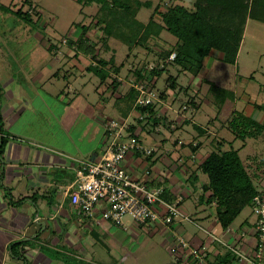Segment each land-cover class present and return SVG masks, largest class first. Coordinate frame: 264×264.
Wrapping results in <instances>:
<instances>
[{
    "label": "crops",
    "instance_id": "1",
    "mask_svg": "<svg viewBox=\"0 0 264 264\" xmlns=\"http://www.w3.org/2000/svg\"><path fill=\"white\" fill-rule=\"evenodd\" d=\"M44 3V0H0V264H114L112 259L106 261L108 257L102 247L109 243L108 236L114 239L116 226L128 228L136 236L143 231L149 238L160 236L161 246L169 252V245L176 235L185 237L195 245L206 243L213 252L209 259L212 261L223 250L218 242H211L207 230L215 233L221 229L222 237L236 244H240L245 233L242 244L250 248L253 236L245 231L249 228L253 231L256 218L237 225L233 223L230 230L224 229L215 216V203L208 205L200 199L207 176L199 165L215 147L229 149L233 146L232 135L227 133V122L234 110H242L264 122V109L255 106L264 102L253 101L250 95L243 100L241 95L245 90L239 94L236 86L219 84L234 91L240 108L234 104L226 118L221 119L220 114H215L206 122H198L189 115L193 108L178 115L173 114V118L170 110L177 109L172 101L169 102L170 96L167 94L176 93L177 90L185 92L187 89V98L193 96L191 90L195 89L197 76L203 72L207 75L210 71L206 66L209 58L215 56L223 60L221 52L213 49L197 76L180 72L177 66L169 64L173 59H164L163 54L177 42V38L172 41L167 38L170 42H165L166 30H163L159 36L149 38V47H129L134 51L135 59L128 61L126 68L125 61L117 59L116 49H110L111 37L106 41L102 39L104 32L96 24L95 17L99 11L98 3H91L90 22H81L75 34L62 38L58 43L51 39L45 41L39 31L35 33V27L42 18ZM32 8L37 15L32 12L31 22L16 13L19 9L30 12ZM143 22L147 24L149 21ZM13 33L21 41L16 52H13L15 48L10 41ZM66 38L68 42L64 41ZM150 39L157 41L154 48L150 47ZM112 57L115 62L103 66L107 74L106 79L101 81L90 66L98 65L97 58L109 60ZM156 64H166L167 70L153 78L155 86L164 72H168L169 76V73H173L171 70L177 69V74H173L178 75V87L171 88L167 81L166 97L160 103L159 112L166 114L168 120L154 128L151 123L146 124V120L141 122L138 118L135 82L139 70L148 71L150 66ZM180 73L191 75L187 85L179 82ZM209 92L208 86L204 96ZM47 95L64 104L58 113L55 112L57 107L54 101H51V105L44 102ZM196 100L199 108L202 104L197 96ZM213 106L220 110L215 97ZM43 108H50L51 114L54 112L48 123L51 125L55 121L56 125L51 128L47 124L43 130L36 132L34 129L39 123L36 121ZM112 118L125 126L135 127L142 143L154 148L151 154L128 153L124 161L128 171L150 187H163V196L169 201L182 196L181 207L191 216L190 220L178 219L170 226H148L134 221L136 227L133 223L128 227L125 221L124 224L107 221L100 214L97 215L98 219L84 215L72 204L68 189L76 179L77 160L97 161L104 155L114 138L107 128V122ZM193 123H197L201 129H195ZM246 144L244 141L242 147ZM242 147L238 149L241 151ZM190 199L191 209L195 207L196 210L190 209ZM205 205L212 207L213 212H203ZM200 221L210 224L204 226ZM110 246L109 243L106 248ZM111 254L116 264L127 260L128 254L123 255L114 248ZM171 256L174 264H177L176 257L172 253ZM233 264L239 263L234 261Z\"/></svg>",
    "mask_w": 264,
    "mask_h": 264
},
{
    "label": "trees",
    "instance_id": "2",
    "mask_svg": "<svg viewBox=\"0 0 264 264\" xmlns=\"http://www.w3.org/2000/svg\"><path fill=\"white\" fill-rule=\"evenodd\" d=\"M79 1L85 4L92 2L99 4V11L95 17L96 24L104 32L102 38L104 41L113 36L129 44L130 48L134 45L149 47L148 41L152 35L159 36L163 30L169 31L176 36L177 42L163 52L164 59L175 52L176 57L170 60L169 64L177 66L180 72H190L196 76L201 73L204 61L213 49L223 54L225 62L235 64L247 20L254 18L264 22V0H196L194 10L183 4L163 9L159 4L147 24L138 18V13L143 6L152 7L153 0ZM16 13L27 21H32L31 12L19 9ZM157 14L160 18L156 17ZM97 62L98 65H92L90 69L100 76L101 81H104L107 72L102 68L110 62L114 63V58L109 60L97 58ZM165 65L156 64L150 67V70L147 69L148 71L139 70L136 82L154 88L155 84L152 80L167 70ZM206 80L219 108L227 99L235 98V93L231 89L215 81ZM167 81L171 88L177 89L178 75L169 73ZM135 89L138 98L139 90L136 87ZM185 90L188 92L187 89ZM160 96L166 97V91H161ZM162 102L148 105H136L135 102L139 111V120L141 122L146 120V124L151 123L154 128L168 120L166 114L159 112ZM182 106L185 111L198 108L196 95L191 96L190 101H185ZM255 106L264 109V104H255ZM227 125L235 138L245 142L248 137L264 136V122L247 115L242 110H234ZM193 126L195 129H201L197 123H193ZM126 128L139 138L135 127L127 125ZM199 169L207 176V181L202 185L203 193L200 199L208 205L216 204L217 221L224 229H228L240 213L248 205H252L253 198L260 192V188L256 185L240 150L233 146L229 149L215 147L200 163ZM234 261V255L227 250L219 252L215 261L208 260V264H233ZM177 264L188 263L178 261Z\"/></svg>",
    "mask_w": 264,
    "mask_h": 264
},
{
    "label": "rangeland",
    "instance_id": "3",
    "mask_svg": "<svg viewBox=\"0 0 264 264\" xmlns=\"http://www.w3.org/2000/svg\"><path fill=\"white\" fill-rule=\"evenodd\" d=\"M195 1L196 0H153L154 5L152 7L143 6L138 13V17L140 20L149 21L150 16L153 13L155 7L159 4L160 6H162L163 9L176 4H183L189 9L194 10L196 8ZM44 2L45 5L42 8V13H41L42 18L41 21L38 23V25L35 27V33L39 31L41 37H43L45 41H50L51 39L52 41L57 42L59 40H62V38L64 37H69L70 35L75 34L77 25H80L81 22L82 23L90 22V20L92 19L91 3H88L90 5L88 4L85 5V3L80 2L79 0H44ZM35 11L36 10L34 8L30 9L31 13L33 12V14L35 13L37 15V12ZM157 16L160 17L159 14H157ZM43 21H45V23H42ZM247 21L248 24L246 26L243 45L241 48L240 60L238 59L235 64H231L225 62L224 60H221L219 57L217 58L214 56L212 58H209V61L206 64V66L210 68V71L207 73V75L205 72H203L201 76H197L198 82L197 84L194 85L195 89L191 90V93L197 96V99L200 101L202 105L200 104L201 106L198 109H193V111L190 110L189 115L195 117L194 119L198 122L200 121L206 122V119H208L210 116H214L215 114H220V118L224 119L228 116L234 104H236V106H239L238 101L235 100L234 98V99H227L228 101L226 100L227 103L224 106L222 105L220 108L217 107L220 109L219 111L215 109L213 106V101L215 97L213 93L209 92L206 94V96H204L209 86V83L206 82L207 81L206 79L215 81L221 85L236 86V88L239 91L238 92L239 94L240 93L242 94V91L245 90V93L241 95L243 96V100H245V96L250 95L253 101L264 102V22L254 18H249ZM13 35L14 36H11L10 41L12 42L11 43L12 46H14L15 48L13 52H16L20 48L19 44L21 43V41L20 38L17 39L16 33H13ZM164 36L166 37L164 38L165 42L166 41L168 42L169 39L172 41V39L176 38L175 35H173L167 30ZM150 42H151L150 47L154 48L157 41L155 39H150ZM109 44H110V49H116L118 54L117 59L120 60L121 62L125 61L126 68L129 64L128 61L132 62L133 59H135L134 51H132L129 48L130 46L124 43L123 41L115 37H111ZM42 46H44L43 43ZM129 49L131 50V52ZM139 49L144 52L147 51L144 48H139ZM128 53H130L129 56ZM150 56L152 57L153 55ZM31 64H37V63H31ZM31 64L29 63V65ZM239 66L240 68H238ZM171 71L177 74V69L176 70L173 69ZM167 77H168V72H164L163 75L158 78V83L154 87L156 88L158 93H160L163 90H167L166 88ZM203 78H205V80H203ZM190 80H191V75L187 76L185 73H180L179 75L180 83L187 85ZM201 81H203L202 85L199 86ZM176 93L169 92V94H167L168 96H170L169 102L172 101L173 107L175 108V110L177 109L176 110L177 112L170 110L171 116L173 118H174L173 114L178 115L181 112L185 111V109L182 107V104L185 101L188 100L190 101L191 98V96L187 98L188 93L186 91L180 92V90H177ZM202 96L204 97L202 98ZM203 100L204 102H202ZM51 101L52 102L54 101L53 103L57 107V108L54 107L55 112L58 113L64 104L55 97L52 100V98L49 95L45 96L44 102L47 103V105L49 104L51 105ZM232 102H234L233 105ZM197 104L199 105L198 101ZM41 105L43 106V104ZM240 107L241 106H239V108ZM53 114L54 112L51 114L50 108L48 109L43 108L40 112V116L38 117V120L36 121V122L39 121V123L37 124L34 130L36 132H40L46 127L47 124L48 127L49 126L53 127L54 125L55 128L56 125L55 121L54 123L52 121L51 125L48 123V120L51 119L50 115ZM30 128L33 131L32 125L30 126ZM227 130H226L227 133L228 134L231 133L232 135L231 140H233L234 142L233 146L235 148L242 147L244 141L241 139H235L232 131L229 130V128H227ZM168 131L170 134V130ZM45 133L46 132H44V134ZM46 137L48 138V136ZM246 142L247 144L244 147H242L240 153L242 155L245 164L252 172V176L256 185L261 189L264 184L263 183L264 136L260 135V137L257 138L248 137ZM228 148H229V143H228ZM199 184H200V180H199ZM188 203L191 209L192 199H190ZM205 207L206 205L203 207V212L205 213L208 211L213 212L212 207L210 206L206 208ZM188 217L191 218L190 215H188ZM255 218H256V214L253 211V206L248 205L235 219L234 224L235 225L241 224L247 219L254 220ZM124 221L126 226L129 227L130 223H133V225H135L136 227L133 218H131L130 216H127L124 219ZM201 223L204 224V226L205 225L208 226V224H210L207 221ZM191 226H193L192 228L198 229L195 225H191ZM115 229H116V233L114 235V239H112L111 235L108 236V240H109L108 242L111 245L110 248H106L109 247V243L106 244V247L105 246L102 247V249L104 250V252L108 257L106 261L107 260L110 261V259H112L113 260L112 263L116 264L115 259L111 254V249L113 250L114 248L117 252L119 251L123 255L128 254L126 256L127 260L124 261L123 263H118V264H174V259L171 256L169 250L161 246L160 236L149 238L148 237L149 235L144 231L140 232V234L138 233L139 235L136 236L134 233L131 232V230L122 226H116ZM215 234L220 237L223 236L221 229H218V231H216ZM221 249L224 252L227 251V249L222 245H221ZM114 255L117 254L115 253Z\"/></svg>",
    "mask_w": 264,
    "mask_h": 264
},
{
    "label": "built area",
    "instance_id": "4",
    "mask_svg": "<svg viewBox=\"0 0 264 264\" xmlns=\"http://www.w3.org/2000/svg\"><path fill=\"white\" fill-rule=\"evenodd\" d=\"M64 41L68 42V39ZM175 57L174 52L170 58ZM135 87L139 90L136 105L162 102L160 93L155 88H149L141 82H136ZM107 128L114 134V138L104 155L97 161L77 160L76 179L68 189L72 204L84 215L98 219L97 215L100 214L102 219L118 224H124L127 216L148 226H170L178 219L190 220L181 207L182 196L175 201L167 200L163 196V187H150L146 182L135 178L125 167L124 161L128 153L150 154L154 148L146 147L135 133L127 131L126 126L116 119H109ZM252 206L256 214L254 229L245 231L251 232L250 235L253 236L250 248L242 244L245 233L240 244H236L207 230L211 242L224 246L239 264H264V187L254 196ZM169 249L178 261L188 264H208L211 253L213 254L206 243L195 245L181 235L174 236Z\"/></svg>",
    "mask_w": 264,
    "mask_h": 264
}]
</instances>
